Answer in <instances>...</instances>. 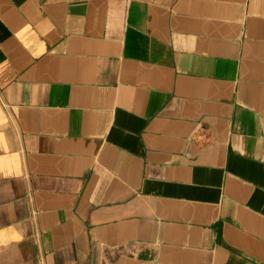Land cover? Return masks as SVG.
<instances>
[{
    "label": "crops",
    "instance_id": "0c3cea01",
    "mask_svg": "<svg viewBox=\"0 0 264 264\" xmlns=\"http://www.w3.org/2000/svg\"><path fill=\"white\" fill-rule=\"evenodd\" d=\"M0 264H264V0H0Z\"/></svg>",
    "mask_w": 264,
    "mask_h": 264
}]
</instances>
